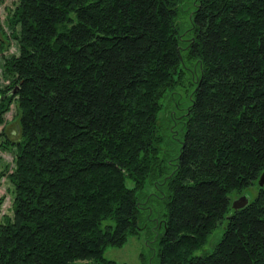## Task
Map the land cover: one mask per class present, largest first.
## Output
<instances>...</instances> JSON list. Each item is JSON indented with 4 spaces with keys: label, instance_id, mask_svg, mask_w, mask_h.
<instances>
[{
    "label": "trees",
    "instance_id": "1",
    "mask_svg": "<svg viewBox=\"0 0 264 264\" xmlns=\"http://www.w3.org/2000/svg\"><path fill=\"white\" fill-rule=\"evenodd\" d=\"M7 21L0 264H116L103 245L146 221L153 264H264V0H16Z\"/></svg>",
    "mask_w": 264,
    "mask_h": 264
},
{
    "label": "rangeland",
    "instance_id": "2",
    "mask_svg": "<svg viewBox=\"0 0 264 264\" xmlns=\"http://www.w3.org/2000/svg\"><path fill=\"white\" fill-rule=\"evenodd\" d=\"M16 0H0V86L6 84L11 75H6L2 73V57L9 56L11 54H17V42L12 38V32H16L18 26L11 25L7 21V16L9 15L10 10L15 4ZM181 25L184 27V18L181 17ZM183 21V22H182ZM186 83V82H185ZM189 84L186 83V87ZM187 88H179L180 91L185 93ZM179 89L177 90L179 92ZM184 95L180 94L179 99L183 100ZM171 97L169 95H163L161 102L164 109L162 112L158 113L157 119L161 128L168 129V118L167 114L171 110L172 103L170 102ZM13 105L9 104V108L2 114L4 120L3 124L0 123V129L4 132L5 136L10 139H14L17 136L18 128L16 121L12 119ZM9 139V140H10ZM1 142V141H0ZM3 144V142H1ZM13 155L14 148L10 144L6 147L0 145V220L3 216L11 215V197H12V185L9 182L6 172H9L13 168ZM126 185H130V181L126 179ZM157 186V185H155ZM154 192V189L149 184L143 186L142 195L146 196L145 205L149 206L154 202L148 195V193ZM157 194V191H155ZM160 196V195H159ZM149 199V200H148ZM142 200V199H140ZM144 200V199H143ZM160 202V201H159ZM155 201V208H160V203ZM149 203V204H148ZM156 209V210H157ZM155 210V211H156ZM154 220V216L152 217ZM147 222V226L138 230L136 233H126L125 240L121 244H111L107 243L103 245L102 254L105 258L112 259L116 264H153L156 263V256L154 255L156 249L155 245L152 243V236L155 233V229L152 227L153 221ZM152 223V224H151ZM149 225V228H148ZM219 234V230H215L207 239V242H213L216 240ZM152 235V236H151ZM151 238V239H150ZM207 249L210 247V244H206Z\"/></svg>",
    "mask_w": 264,
    "mask_h": 264
},
{
    "label": "water",
    "instance_id": "3",
    "mask_svg": "<svg viewBox=\"0 0 264 264\" xmlns=\"http://www.w3.org/2000/svg\"><path fill=\"white\" fill-rule=\"evenodd\" d=\"M256 181L258 185L264 183V169L260 172ZM247 200H248V194L246 192H242L231 199L230 205L232 208H238L243 206L247 202Z\"/></svg>",
    "mask_w": 264,
    "mask_h": 264
}]
</instances>
